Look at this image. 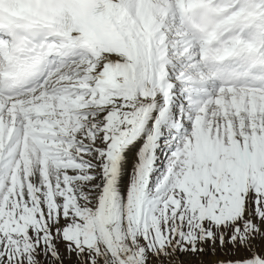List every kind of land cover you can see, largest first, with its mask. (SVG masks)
Wrapping results in <instances>:
<instances>
[{"label":"snow or ice","instance_id":"snow-or-ice-1","mask_svg":"<svg viewBox=\"0 0 264 264\" xmlns=\"http://www.w3.org/2000/svg\"><path fill=\"white\" fill-rule=\"evenodd\" d=\"M66 262L264 264V0H0V264Z\"/></svg>","mask_w":264,"mask_h":264},{"label":"bare ground","instance_id":"bare-ground-1","mask_svg":"<svg viewBox=\"0 0 264 264\" xmlns=\"http://www.w3.org/2000/svg\"><path fill=\"white\" fill-rule=\"evenodd\" d=\"M131 159H134V154H133L132 156H130V160H131Z\"/></svg>","mask_w":264,"mask_h":264},{"label":"rangeland","instance_id":"rangeland-1","mask_svg":"<svg viewBox=\"0 0 264 264\" xmlns=\"http://www.w3.org/2000/svg\"><path fill=\"white\" fill-rule=\"evenodd\" d=\"M66 264H69V262H66Z\"/></svg>","mask_w":264,"mask_h":264}]
</instances>
